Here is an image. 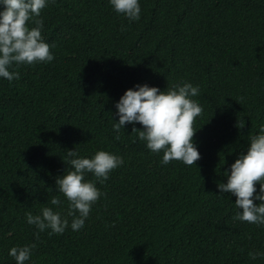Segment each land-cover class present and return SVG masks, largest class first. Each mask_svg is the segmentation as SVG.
I'll return each mask as SVG.
<instances>
[{"label":"trees","instance_id":"16d2710c","mask_svg":"<svg viewBox=\"0 0 264 264\" xmlns=\"http://www.w3.org/2000/svg\"><path fill=\"white\" fill-rule=\"evenodd\" d=\"M139 4L140 18L129 22L108 0H51L40 18L54 59L0 79V264H15L9 247L30 243L25 264H264L248 256L264 252V226L234 220L235 196L216 187L264 123V0ZM183 81L200 86L194 165L161 164L162 152L128 123L115 138L114 103L125 89ZM70 149L124 162L102 184L85 174L103 195L81 229L37 236L25 212L49 206L66 215V200L48 201L64 200L54 181Z\"/></svg>","mask_w":264,"mask_h":264},{"label":"clouds","instance_id":"9594fccd","mask_svg":"<svg viewBox=\"0 0 264 264\" xmlns=\"http://www.w3.org/2000/svg\"><path fill=\"white\" fill-rule=\"evenodd\" d=\"M50 2L0 0V79L9 82L19 79L20 74L14 70L17 65L47 63L54 59L51 45L41 35L43 21L40 12ZM108 4L129 22L140 18L139 0H108ZM29 21L33 26L29 27ZM199 94L200 86L189 81L178 82L163 90L146 83L134 84L125 89L114 103L117 119L111 120L115 138L119 139L120 130L128 123L132 125L131 132L137 133V138L144 142L148 150L162 152L161 164L178 160L186 165H194L200 153L192 139L197 129L193 127V121L201 114L202 107L193 97ZM137 122L140 128L135 127ZM244 123L240 119L235 126L242 128ZM247 140L246 150L237 153L234 161L222 173L224 182H217L216 187L220 193L229 192L235 196L234 220L264 226V123ZM65 159L69 167L54 181L55 191L64 200L53 195L48 203L60 206L66 200V215L49 206L42 207L37 214L25 212V222L38 230L35 233L37 236L45 229L50 230L48 235L61 234L69 227L73 231L81 229L92 204L103 195L93 180L84 179L85 174L91 173L102 184L109 172L124 162L120 155L102 149L96 150L90 157L79 156L75 149H70L66 151ZM34 248V243L13 245L8 248L7 255L15 264H25L30 260ZM248 256L255 260L264 256V252L254 249L249 251Z\"/></svg>","mask_w":264,"mask_h":264}]
</instances>
